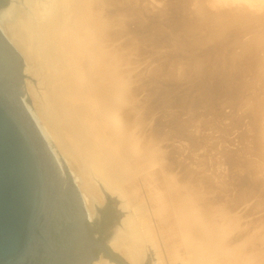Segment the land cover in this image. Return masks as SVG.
<instances>
[{"label": "rangeland", "instance_id": "1", "mask_svg": "<svg viewBox=\"0 0 264 264\" xmlns=\"http://www.w3.org/2000/svg\"><path fill=\"white\" fill-rule=\"evenodd\" d=\"M100 25L101 73L131 95L129 141L149 140L168 178L180 177L201 201L221 206L226 216L212 219L229 228L233 244L247 238L264 252V0H101ZM21 56L27 103L36 111L29 88L39 89L38 60ZM151 164L135 178L155 172L166 185L164 171ZM109 197L97 204L105 206L107 238Z\"/></svg>", "mask_w": 264, "mask_h": 264}, {"label": "bare ground", "instance_id": "2", "mask_svg": "<svg viewBox=\"0 0 264 264\" xmlns=\"http://www.w3.org/2000/svg\"><path fill=\"white\" fill-rule=\"evenodd\" d=\"M0 19L27 61L38 60L39 89L29 88L36 111L30 110L48 144L52 139L63 154L61 160L50 146L67 164L89 219L107 193L117 199L124 218L109 238L114 250L130 264L263 262L264 252L246 244L243 232L233 244L229 228L218 227L212 217L224 214L221 206L201 201L180 177H167L170 170L149 140L129 141L131 95L121 94L117 77L101 73V0H10ZM151 162L164 171L166 185L157 177L150 186L155 172L135 178ZM147 240L157 253L148 251ZM92 264L113 263L100 257Z\"/></svg>", "mask_w": 264, "mask_h": 264}, {"label": "water", "instance_id": "3", "mask_svg": "<svg viewBox=\"0 0 264 264\" xmlns=\"http://www.w3.org/2000/svg\"><path fill=\"white\" fill-rule=\"evenodd\" d=\"M25 70L0 28V264H92L109 249L91 237L81 192L33 118Z\"/></svg>", "mask_w": 264, "mask_h": 264}, {"label": "flooded vegetation", "instance_id": "4", "mask_svg": "<svg viewBox=\"0 0 264 264\" xmlns=\"http://www.w3.org/2000/svg\"><path fill=\"white\" fill-rule=\"evenodd\" d=\"M9 3H10V0H6L4 2V4L2 6H0V8L7 6ZM108 196H110L109 198L111 200H113V202H111V207L113 208V217H112V224L111 225H113V226L110 228V232L112 234L113 229L117 228V226L119 227L121 225L124 216H122L121 213H119L120 209L117 206L116 197H114L111 194H108L107 197ZM106 203L108 204L107 199H106ZM97 207H96V213H94V223L89 225L88 230H89V233L93 239L100 240L109 249V255L105 254L101 250H95V254H96L97 258L102 255L103 257H105L107 260H109L113 264H128L115 251H113L112 248L109 247V245L107 243L109 241V238L106 237L105 230H104V227H105L104 223H105L106 219L104 218L103 212H102V210L105 208V206L101 207L98 205Z\"/></svg>", "mask_w": 264, "mask_h": 264}, {"label": "trees", "instance_id": "5", "mask_svg": "<svg viewBox=\"0 0 264 264\" xmlns=\"http://www.w3.org/2000/svg\"><path fill=\"white\" fill-rule=\"evenodd\" d=\"M4 0H0V6H2L4 4Z\"/></svg>", "mask_w": 264, "mask_h": 264}]
</instances>
